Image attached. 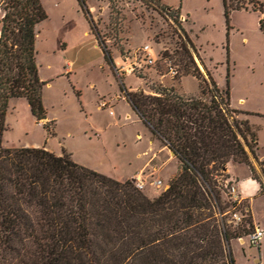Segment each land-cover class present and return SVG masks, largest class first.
I'll return each mask as SVG.
<instances>
[{"label": "trees", "instance_id": "trees-1", "mask_svg": "<svg viewBox=\"0 0 264 264\" xmlns=\"http://www.w3.org/2000/svg\"><path fill=\"white\" fill-rule=\"evenodd\" d=\"M78 2L87 14L84 0ZM222 3L226 19L230 10L257 12L264 34V0ZM0 15V264H235L230 240L253 224L243 210L241 222L229 220L225 167L242 163L253 174L245 147L256 158L247 140L255 144L256 134L228 107V69L224 97L211 75L198 70L187 38L181 50L185 69L191 64L201 80L198 96L162 86L153 94L122 89L179 163L167 188L148 197L133 180L99 173L70 153L2 145L10 99H25L37 122L46 118L35 40L47 15L41 0H0ZM226 54L228 65V47Z\"/></svg>", "mask_w": 264, "mask_h": 264}, {"label": "rangeland", "instance_id": "rangeland-1", "mask_svg": "<svg viewBox=\"0 0 264 264\" xmlns=\"http://www.w3.org/2000/svg\"><path fill=\"white\" fill-rule=\"evenodd\" d=\"M84 3L87 14L78 0H41L47 17L37 25L35 57L39 77L45 81L46 118L37 122L25 99H10L4 147H44L56 155L64 151L75 162L121 182L135 183L142 172L146 184L141 191L156 196L178 172L179 163L141 122L122 89L153 94L162 86L183 96H198L201 80L191 64L189 71L185 69L181 50L189 38L198 70L205 78L211 75L223 96L228 69V107L238 111L235 118L248 121L258 144L247 140L254 156L264 160V34L257 12L230 10L226 19L222 0ZM144 45L151 48L152 64L142 61ZM101 47L108 50L112 62ZM134 62L140 67L131 69ZM101 101L107 102L105 108L99 107ZM151 156L153 161L145 164ZM258 165L262 176L256 169L253 175L263 186L264 162ZM230 168L240 182L249 178L246 165L231 163ZM154 178L162 185H150ZM223 198L227 199L225 194ZM253 207L255 215L264 218V197L255 199ZM245 234H241L244 244L230 240L235 264H264V245L259 252ZM260 253L261 260H253Z\"/></svg>", "mask_w": 264, "mask_h": 264}, {"label": "crops", "instance_id": "crops-1", "mask_svg": "<svg viewBox=\"0 0 264 264\" xmlns=\"http://www.w3.org/2000/svg\"><path fill=\"white\" fill-rule=\"evenodd\" d=\"M257 144L258 143L256 141L255 142V147H256ZM245 148L247 150V147H245ZM247 152L249 154V160L251 161L252 166L254 167V169H256L258 171L259 175L262 176V173L263 172H262L261 168L259 167L258 162H264V160L260 156H258L257 154H256V159H255L248 150H247ZM255 153H256V148H255ZM152 158L153 157L151 156L145 162V164H150L153 161ZM231 163H233L235 165H243L242 163H236V162H233V161H229L226 164V167H225V172L227 174V176L225 178V181L227 183L228 182H231V183H233L235 185L238 194L241 196L243 202L246 203L245 210L249 212V215H250V218H251L253 227H260V228H262L264 230V218L259 219L255 215L254 207H253V204L255 202V199H257L259 197H264V184H263V186H261V182H259V179L257 180V179H255L253 177V174H252L249 166H247L246 164H244V165H246V167L248 169V177L249 178L244 177L245 179H243V181L240 182L239 181V177H238L237 174L232 175V170L230 168V164ZM152 168H155V170L158 169L157 166H152ZM263 169H264V165H263ZM237 241L240 244H244V237L237 238ZM263 245H264V234H263V237H262V240H261L260 245L257 247L258 250H259V252H261L260 248ZM230 247H231V245H230ZM259 255H260L259 258L253 257V260H257V262L260 261L261 260V257H262L261 256V253Z\"/></svg>", "mask_w": 264, "mask_h": 264}, {"label": "built area", "instance_id": "built-area-1", "mask_svg": "<svg viewBox=\"0 0 264 264\" xmlns=\"http://www.w3.org/2000/svg\"><path fill=\"white\" fill-rule=\"evenodd\" d=\"M141 53L143 54V58L142 61L145 64H152L153 63V55H152V51L149 45H144L141 49H140ZM130 68L134 69L135 67H140L139 63H130ZM107 106V102L106 101H101L99 107L100 108H105ZM110 114H112V111H110ZM143 173L141 172L139 175L135 176V187L138 190H142L146 184V180L144 178H142ZM150 185H153L155 187H159L162 185V181L158 178H154L151 182ZM165 189L167 188V185H164ZM223 188L226 190V194L229 198V200L233 203V206H231V209L229 211V220L231 222H233L234 224H238L239 222L242 221V219L245 217V215H243L241 213V210L246 211L245 207L242 206V198L241 196L238 194L237 189L235 187V185L231 182H223ZM264 234V230L260 227H253L252 231H250L246 237H247V241L248 244L250 246L253 247H258L261 243L262 237Z\"/></svg>", "mask_w": 264, "mask_h": 264}, {"label": "water", "instance_id": "water-1", "mask_svg": "<svg viewBox=\"0 0 264 264\" xmlns=\"http://www.w3.org/2000/svg\"><path fill=\"white\" fill-rule=\"evenodd\" d=\"M171 153V155L173 154L172 152H170Z\"/></svg>", "mask_w": 264, "mask_h": 264}]
</instances>
